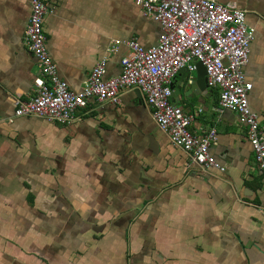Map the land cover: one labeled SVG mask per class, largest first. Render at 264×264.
Instances as JSON below:
<instances>
[{
    "label": "crops",
    "instance_id": "1",
    "mask_svg": "<svg viewBox=\"0 0 264 264\" xmlns=\"http://www.w3.org/2000/svg\"><path fill=\"white\" fill-rule=\"evenodd\" d=\"M31 0H0V116L33 93L39 66L23 44ZM46 48L60 78L79 91L95 63L105 77L160 25L135 0H45ZM264 21V0H216ZM246 17V16H245ZM244 73L264 131V25L258 18ZM254 39V40H255ZM172 79L170 100L198 111L190 129H216L209 152L225 166L201 171L174 146L136 88L120 103L90 98L68 123L21 116L0 123V264H264V174L246 127L218 107V90ZM191 80V81H189ZM203 86V81L201 79ZM205 84V82H204Z\"/></svg>",
    "mask_w": 264,
    "mask_h": 264
},
{
    "label": "built area",
    "instance_id": "2",
    "mask_svg": "<svg viewBox=\"0 0 264 264\" xmlns=\"http://www.w3.org/2000/svg\"><path fill=\"white\" fill-rule=\"evenodd\" d=\"M145 15L157 21L161 32L155 45L144 48L135 39L113 40L110 49L124 44L130 56L120 58V72L105 77L107 57L100 58L79 91H72L59 77L57 67L46 48L42 23L48 6L45 0L30 1V15L23 34V44L39 66L33 79V93L27 99L16 98L10 117L35 116L52 123H68L74 111L85 107L90 98L97 102L120 103L121 92L136 88L152 109V117L171 143L186 153L189 163L201 171L225 166L209 152L217 143L216 129L202 134L190 129L198 109L184 112L170 100L172 79L180 69L194 72L197 62L205 68V84L218 90V107L238 116L246 127L253 162L264 174V131L257 113L249 106L248 81L244 66L248 62L255 28L246 22L245 11L233 4L216 0H135ZM191 81V80H189Z\"/></svg>",
    "mask_w": 264,
    "mask_h": 264
},
{
    "label": "water",
    "instance_id": "3",
    "mask_svg": "<svg viewBox=\"0 0 264 264\" xmlns=\"http://www.w3.org/2000/svg\"><path fill=\"white\" fill-rule=\"evenodd\" d=\"M178 75L180 77H182V75H183L184 77H186V80H188L189 74L186 71V69H180V71L178 72ZM205 75H206V72H205L204 66L201 64V62H197V68L195 70V75L193 76V81H196L199 84V87L201 89L203 87H204V89H206V87H207L206 84H204ZM201 79L203 81V86H202V83H201ZM170 86H171L172 91H173V89H174L173 82H171ZM136 90L139 91L138 89H136Z\"/></svg>",
    "mask_w": 264,
    "mask_h": 264
},
{
    "label": "rangeland",
    "instance_id": "4",
    "mask_svg": "<svg viewBox=\"0 0 264 264\" xmlns=\"http://www.w3.org/2000/svg\"><path fill=\"white\" fill-rule=\"evenodd\" d=\"M258 12H264V11H260V10H258ZM246 17H247V18H248V17H252V19H253L252 22H255L256 19L258 18L260 24H261V25H264V21H263V19L260 18V17H262V16H261L259 13H258V15H257V11H256V13H253V14H246ZM255 23H257V22H255ZM257 25L259 26L258 23H257ZM258 39H259V38H256L255 40H253V41L250 43V49H251L252 45L258 43V41H259ZM260 40L262 41V44L264 45V32H263L262 39L260 38Z\"/></svg>",
    "mask_w": 264,
    "mask_h": 264
}]
</instances>
